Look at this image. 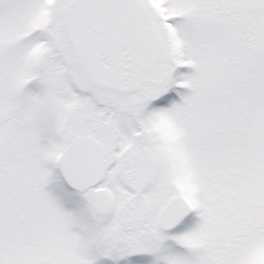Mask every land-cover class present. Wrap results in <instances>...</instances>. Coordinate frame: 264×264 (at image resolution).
I'll return each instance as SVG.
<instances>
[{"label":"snow or ice","instance_id":"snow-or-ice-1","mask_svg":"<svg viewBox=\"0 0 264 264\" xmlns=\"http://www.w3.org/2000/svg\"><path fill=\"white\" fill-rule=\"evenodd\" d=\"M0 264H264V0H0Z\"/></svg>","mask_w":264,"mask_h":264}]
</instances>
